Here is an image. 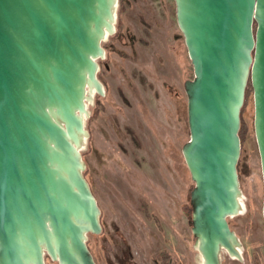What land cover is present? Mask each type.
Returning <instances> with one entry per match:
<instances>
[{
    "label": "water",
    "instance_id": "obj_1",
    "mask_svg": "<svg viewBox=\"0 0 264 264\" xmlns=\"http://www.w3.org/2000/svg\"><path fill=\"white\" fill-rule=\"evenodd\" d=\"M116 0H0V264H96L100 210L83 175L89 88ZM194 77L183 83L194 185L189 225L201 264L240 258V111L248 82L263 184L264 0H174Z\"/></svg>",
    "mask_w": 264,
    "mask_h": 264
},
{
    "label": "rangeland",
    "instance_id": "obj_2",
    "mask_svg": "<svg viewBox=\"0 0 264 264\" xmlns=\"http://www.w3.org/2000/svg\"><path fill=\"white\" fill-rule=\"evenodd\" d=\"M121 29L102 42L80 153L100 210V234L86 245L96 264H201L189 220L190 178L181 148L189 139L183 83L193 68L175 18L174 0H126ZM248 89V93H247ZM237 162L241 209L228 224L240 258L264 264L263 184L248 82L240 111ZM169 256H167L165 253ZM45 264H58L48 256Z\"/></svg>",
    "mask_w": 264,
    "mask_h": 264
},
{
    "label": "flooded vegetation",
    "instance_id": "obj_3",
    "mask_svg": "<svg viewBox=\"0 0 264 264\" xmlns=\"http://www.w3.org/2000/svg\"><path fill=\"white\" fill-rule=\"evenodd\" d=\"M116 5H115V10H114V22H113V32H112V34H110V35H115V33L117 32V31H119V28L121 29V27L120 26H122L121 25V20L120 21H115V19H116V9H117V13L118 14H121V13H124L125 12V5H126V0H116V3H115Z\"/></svg>",
    "mask_w": 264,
    "mask_h": 264
},
{
    "label": "bare ground",
    "instance_id": "obj_4",
    "mask_svg": "<svg viewBox=\"0 0 264 264\" xmlns=\"http://www.w3.org/2000/svg\"><path fill=\"white\" fill-rule=\"evenodd\" d=\"M94 89L93 88H89V96H90V99H91V97L93 96V94H94ZM240 211H242V210H240Z\"/></svg>",
    "mask_w": 264,
    "mask_h": 264
},
{
    "label": "trees",
    "instance_id": "obj_5",
    "mask_svg": "<svg viewBox=\"0 0 264 264\" xmlns=\"http://www.w3.org/2000/svg\"><path fill=\"white\" fill-rule=\"evenodd\" d=\"M247 93H248V89H247ZM238 135H239V133H238ZM83 175H84V172H83ZM165 253V252H164ZM166 254V253H165ZM167 255V254H166ZM168 256V255H167ZM169 257V256H168Z\"/></svg>",
    "mask_w": 264,
    "mask_h": 264
}]
</instances>
